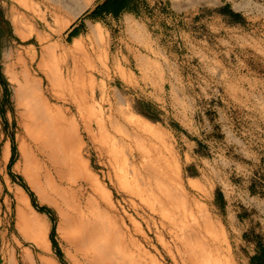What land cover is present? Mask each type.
<instances>
[{"label":"rangeland","instance_id":"rangeland-1","mask_svg":"<svg viewBox=\"0 0 264 264\" xmlns=\"http://www.w3.org/2000/svg\"><path fill=\"white\" fill-rule=\"evenodd\" d=\"M102 1L0 0V264H264V0Z\"/></svg>","mask_w":264,"mask_h":264},{"label":"trees","instance_id":"trees-1","mask_svg":"<svg viewBox=\"0 0 264 264\" xmlns=\"http://www.w3.org/2000/svg\"><path fill=\"white\" fill-rule=\"evenodd\" d=\"M129 1L130 0H103L91 11V13L93 15H99L101 13H111L116 15L127 8ZM263 255L264 252L261 250L259 255L253 256L252 259L258 260Z\"/></svg>","mask_w":264,"mask_h":264},{"label":"bare ground","instance_id":"bare-ground-1","mask_svg":"<svg viewBox=\"0 0 264 264\" xmlns=\"http://www.w3.org/2000/svg\"><path fill=\"white\" fill-rule=\"evenodd\" d=\"M137 123H140L139 121L137 122ZM141 124V123H140ZM143 127V126H142ZM43 139H44V137H43ZM49 143V141H45V144H48ZM55 147H57V149H55L54 150V152L56 151H61V148H63V146L62 145H57V143L55 144ZM161 192H163L162 190H161ZM153 193V192H152ZM151 193V194H152ZM31 222V224L32 225H36V223H35V221L34 220H31L30 221ZM36 228L38 227V225H36L35 226ZM105 234L106 233H104V230H103V234H102V239H103V241H101V242H96V244H95V248L93 249V254H97L98 255V257H99V259L101 258V255H103V246H107V243L109 242V239L108 238H106L105 237ZM46 237V240L49 242V239H48V237H47V235H45ZM75 240L76 241H78L79 240V238H75ZM81 240V239H80ZM75 241V242H76ZM80 243V242H79ZM202 244H204V243H201V244H199V242H198V244H196V245H198V247L200 248V247H202L203 245ZM205 245V244H204ZM102 263H104V264H110V262H109V260L108 259H105L104 261H102Z\"/></svg>","mask_w":264,"mask_h":264}]
</instances>
